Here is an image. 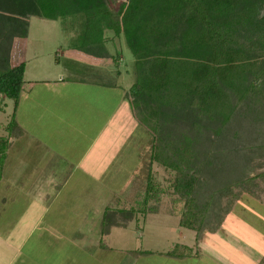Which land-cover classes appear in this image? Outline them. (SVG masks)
I'll list each match as a JSON object with an SVG mask.
<instances>
[{
    "label": "rangeland",
    "instance_id": "374dc122",
    "mask_svg": "<svg viewBox=\"0 0 264 264\" xmlns=\"http://www.w3.org/2000/svg\"><path fill=\"white\" fill-rule=\"evenodd\" d=\"M119 1L114 0L110 3L112 7H116ZM84 21L82 13L56 19L31 16L29 28L27 27L29 31L27 38L15 37L9 62L13 66L24 61L26 85L30 86L31 79L40 77L44 79L46 71L56 70L60 73L58 81L54 84L50 83L48 89L42 85L43 81H38V85H32V91L19 100L16 110L12 99L0 96V139H5L8 135L9 123L14 116L23 122L24 127L32 135L36 131V134L44 135L54 127L53 125L56 127L53 129L54 132H57L64 123L67 134L63 129L53 135L54 140L48 142L53 148L57 149L56 146L60 147L72 141L68 138L71 129H68V123L61 121L63 119L61 115H65L66 106H68L67 114L77 109L73 106L69 111L72 101L76 99L75 96L80 94L76 80H64L62 83L59 80L61 74L64 78H81L92 76L94 73L101 76L100 79L106 83L123 84L125 89L135 81V57L127 44L124 31L115 35L111 30L105 29V37L109 39L105 45L113 55L118 53L116 55L119 63L118 67L108 65L109 75H106V71L88 67L86 62L83 63L72 56L76 47L85 48L87 45L82 38L85 31ZM57 50L65 52V55L60 56L59 63L56 59ZM84 88L88 89V85L86 84ZM131 107L134 106L131 104ZM52 111L55 113L53 114ZM49 112L53 116L56 115L50 123ZM130 113L128 121L126 118V128H130L129 136L127 135L122 142L123 162L117 169L110 165L101 174L99 181L83 184L86 189L79 193V198L73 201L66 200L67 205L59 208L62 210L53 219L58 222L54 224L46 221L37 222L40 205L35 204V211L30 210L27 198L24 200L20 196L17 197L18 201L15 204L18 205L15 208L19 211L10 212V208L0 206V212L2 210L0 264H4V261L13 255L11 251L2 253L4 249L1 246V238L5 237L3 230L9 224L4 222L7 218L6 212L14 214L12 231L18 230V234L26 235L32 230L27 234L29 238L23 250V253L30 258L22 256L13 264H193L194 262L210 264L208 260L216 257L212 254V249L215 255L219 252L220 255L229 258L227 262L223 261L224 263H256L257 255L264 251V145L259 144L260 141H264V123L258 122L246 109L240 111L243 113L242 116L237 114L232 120V127L228 130L222 129L216 119H197L190 116L187 121L192 124L189 123L187 136L184 138L185 134L180 135L178 132L169 137L172 139L175 136L174 140H181L186 145L193 143L198 155L196 161L201 163L202 177L206 179L202 184L203 191L216 190L220 186L221 178L235 181L244 175L246 165L251 175L259 172L263 174L256 178L250 187H246V191L242 189L240 198L234 202L231 211L224 218V220L227 218L221 225L224 227L219 228L220 235H209L204 238L208 231L206 229L202 231L200 238L203 237L202 240L205 242L202 246L205 257L196 261L195 256L175 259L168 255V252H177L181 244L194 247L195 232L179 224L177 212L182 201L178 200L179 195L172 186L176 172L156 160L150 161L149 136L145 134L143 126L138 123L133 112ZM180 113L177 114L178 117L183 116V113L181 115ZM179 128L169 127L167 135ZM42 142L45 143V139ZM255 142L257 146H248ZM27 153L33 154V152ZM47 153L43 151L44 158L49 157ZM27 161L25 167L29 163ZM58 163L64 165L65 161L61 159ZM148 168L155 183V190L145 201L144 182ZM143 206L145 212L138 210ZM153 207L160 209L161 212L152 211ZM131 208L130 214L126 213V210ZM121 209H124V212ZM105 211L107 212L105 220L117 226L109 224V232L102 234V217ZM212 215L208 216L210 221H213ZM34 224L38 227L33 228ZM228 234L235 241L233 245L228 246L229 242L223 239Z\"/></svg>",
    "mask_w": 264,
    "mask_h": 264
},
{
    "label": "trees",
    "instance_id": "16d2710c",
    "mask_svg": "<svg viewBox=\"0 0 264 264\" xmlns=\"http://www.w3.org/2000/svg\"><path fill=\"white\" fill-rule=\"evenodd\" d=\"M111 1L0 0V96L12 99L16 109L25 64L10 65L11 47L15 37H26L31 16L56 19L82 13V38L87 42L85 48L93 50L104 47L105 29L115 35L124 31L135 57L136 74L126 98L151 141L150 161L176 172L172 186L182 201L177 212L179 224L195 231L198 241L204 229L219 230L242 189L246 191L263 174L251 175L246 165L244 175L235 181L221 178L216 190L203 191L206 179L193 143L186 145L169 137L179 132L185 138L192 124L187 121L190 116L216 119L228 130L237 114L242 116L240 111L246 109L264 123V0H120L116 7ZM116 54H110L114 61ZM179 113L183 116L178 117ZM10 125L17 126L14 116ZM169 127L180 128L168 136ZM6 142L0 139L2 154ZM259 144L263 146L264 141ZM154 190L148 168L145 201ZM144 208L138 210L145 212ZM152 211L161 212L156 207ZM105 216L106 211L102 234L109 232L111 224ZM180 247L168 254L182 257L193 253L187 245Z\"/></svg>",
    "mask_w": 264,
    "mask_h": 264
},
{
    "label": "crops",
    "instance_id": "0c3cea01",
    "mask_svg": "<svg viewBox=\"0 0 264 264\" xmlns=\"http://www.w3.org/2000/svg\"><path fill=\"white\" fill-rule=\"evenodd\" d=\"M28 22L30 24V18ZM105 31L106 30L103 31V37L107 41L109 39L105 37ZM107 31H109V29H107ZM27 36L28 33L26 37L23 38H27ZM106 41L104 42V47L97 48L96 50L90 47H76L74 51L75 54L73 53L72 56L83 63L86 62L88 67L106 71V75H109L108 65L111 64L112 66L118 67L117 64L119 63L118 58L115 59L116 61L111 58L110 54L112 53L106 47ZM22 43H24V41ZM63 55H65V52L57 50L56 59L58 63L60 62V56ZM59 73L60 71L56 70L46 71L44 79L42 77L31 79L30 86L26 85L24 79L19 100L27 96V94L32 91V85H38V81H43L41 82L42 85L46 86L48 89L50 83L53 82L54 84V82L58 81ZM117 73L119 74L118 71ZM25 74L26 69L24 71V77ZM100 78L101 76L99 77L94 73L92 76H83L81 78H64L61 74L59 80L62 81V83L64 80H76L77 88L79 89L78 94H80V96H75L76 99L73 101L71 100L73 105H70L69 111L72 110L71 107L73 106L77 107V109L74 110V112L70 111V114L68 113L70 116H68L66 113V108H68V106H66L64 110L65 115H61L63 118L61 121L68 123V129H71V135L68 138L72 141H68V143L60 145V147L56 146L57 149L53 148L52 144L50 145L48 142L54 140L53 135L58 134V132L63 129H65L63 131L67 134V127L64 123L62 128L57 129V132H54L53 129L55 125H53L54 127L50 128L44 135L36 134L37 131L32 135L24 127L22 121L14 118L17 126L9 127L8 135L5 137L7 142L4 152L3 154L0 153L1 207H8L10 208V212H13L12 210H18V208H15L18 206L15 205L17 204L16 201H18L17 197L20 196L24 200L27 198L30 210H34L35 204L40 205V210L37 212V215H39L37 222L46 221L47 223L54 224L57 220L53 221V219L62 210L59 208L67 205L66 200L73 201L78 199L79 193H82L86 189L83 184L99 181L98 179L101 177V174H103L110 165L117 169L119 164L123 162L124 153L122 150V142L127 135L129 136L130 132V128H126V118L128 121L129 114L131 115V107L126 98V92L130 86L125 89L121 83L109 84ZM86 84L88 85V89L84 88ZM49 113L50 117L48 116V120L50 123L56 115L53 116L55 113H53V111V114L51 112ZM70 124L72 125L70 126ZM43 136L45 137L43 138ZM44 139L45 143L42 142ZM43 151L46 153L48 152V158H44ZM27 152H33V154H31L32 156ZM25 158H28V161L25 160ZM61 159L65 161L64 165H59L60 163H58V160ZM26 161L29 163L25 167L24 164ZM108 181L110 182L111 180ZM128 181L129 180H127V182ZM6 213L7 218L4 222L9 224L3 230L5 237L1 238V246H3L4 249L2 253L8 251L13 252L11 258L4 261V264H13L18 258L20 260L22 256L27 257V259L30 258V256L28 257L23 253V250L27 246L26 241L29 238L27 234H30L32 230H29L26 235L18 234V230L12 231L11 225L13 224L14 214ZM225 220H227V218ZM225 220L222 225L225 223ZM36 226L38 227L37 224H34L33 228ZM209 235L218 236L220 235L219 230L217 232H208L207 235L205 234L203 237L206 238ZM222 237H224V234ZM202 239L200 238L196 241L195 238L194 247L187 245L193 247L191 249L194 254L192 253L182 257L168 254L169 257L184 259L186 257L191 258L190 256H195L194 258L196 261L201 260V257H205V252L202 249L205 242H203L204 239ZM223 239L227 240V243L229 242L227 244L228 246L230 244L233 245V242H235L230 238L229 234ZM213 252L214 250L212 249V254L216 257L208 260L210 264H228L223 262H227L229 260L228 257L220 255L219 252L218 255H215ZM257 257L255 264H260V262L264 261V251H261ZM238 263H240V261H238ZM193 264H199V262H194Z\"/></svg>",
    "mask_w": 264,
    "mask_h": 264
}]
</instances>
